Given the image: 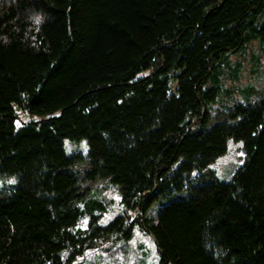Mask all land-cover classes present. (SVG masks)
I'll use <instances>...</instances> for the list:
<instances>
[{
  "label": "trees",
  "instance_id": "16d2710c",
  "mask_svg": "<svg viewBox=\"0 0 264 264\" xmlns=\"http://www.w3.org/2000/svg\"><path fill=\"white\" fill-rule=\"evenodd\" d=\"M253 41L264 0H0V264H72L135 228L159 264H264V81L208 110ZM109 185L125 211L101 226Z\"/></svg>",
  "mask_w": 264,
  "mask_h": 264
},
{
  "label": "rangeland",
  "instance_id": "374dc122",
  "mask_svg": "<svg viewBox=\"0 0 264 264\" xmlns=\"http://www.w3.org/2000/svg\"><path fill=\"white\" fill-rule=\"evenodd\" d=\"M222 80L224 91L221 92L215 103L208 106L211 113L217 110H228L235 104L251 100L247 87L260 85L264 81V48L262 44L259 41H253L248 43L243 50L232 53L228 66L224 68ZM18 115L19 123L20 121L38 120L28 117L22 111H19ZM64 150L67 155L87 156L89 146L86 140H65ZM244 159L243 143L230 139L226 153L220 156L210 168L219 180L229 182L234 173L243 166ZM89 199L90 201L87 203L91 208L95 201L106 204V210L102 212L99 221L101 226H107L116 217L124 214V206L117 187L114 185L98 187ZM87 225L88 219L85 218L81 223V228L86 229ZM72 264H159V257L154 238L135 228L133 237L129 241H101L96 248L87 250L83 257H79Z\"/></svg>",
  "mask_w": 264,
  "mask_h": 264
}]
</instances>
